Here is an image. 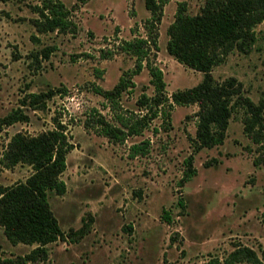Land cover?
<instances>
[{"label":"rangeland","instance_id":"374dc122","mask_svg":"<svg viewBox=\"0 0 264 264\" xmlns=\"http://www.w3.org/2000/svg\"><path fill=\"white\" fill-rule=\"evenodd\" d=\"M72 9L76 30L39 33L34 19L40 0H0V119L31 92L59 91L44 110H27L28 122L0 130L3 148L17 132L32 135L55 127L54 117L67 125L75 144L67 155L62 179L64 195L50 193L52 210L65 238L48 245L46 261L28 264H208L224 259L237 247L254 248L264 263V166H255L257 145L244 132V112L234 113L223 144L195 151L198 105L175 106L172 128L161 118L151 129L115 144L85 126L95 109L109 119L115 112L93 89H113L136 58L117 53L103 58L123 40L146 37L151 16L146 0H62ZM188 1L196 13L203 0H170L159 25V51L154 59L163 70L170 96L202 82V72L188 68L167 51L168 28L177 4ZM249 54L231 53L214 68L218 81L235 77L244 94L258 103L264 93V22ZM53 49L46 57L43 50ZM153 57V55H152ZM132 94L121 98L124 111L138 110L145 91L154 94L148 68L134 76ZM119 111V110H118ZM159 127V132L153 129ZM149 139L150 153L131 157L130 146ZM194 156L197 173L181 185L186 159ZM32 173L28 165H0V184L9 186ZM170 212V220L163 211ZM87 224L84 233L73 234ZM35 245H13L0 230V257L16 258ZM239 264V263H237Z\"/></svg>","mask_w":264,"mask_h":264},{"label":"trees","instance_id":"16d2710c","mask_svg":"<svg viewBox=\"0 0 264 264\" xmlns=\"http://www.w3.org/2000/svg\"><path fill=\"white\" fill-rule=\"evenodd\" d=\"M80 5L89 0H78ZM170 0H146L150 18L144 23L146 37H135L121 41L117 47L103 51V58H113L117 53H126L136 58L134 68L125 71L116 86L106 90L96 86L93 90L103 96L115 112L109 119L95 109L85 126L97 135L106 137L115 144H125L133 136L151 129L152 123L161 118L162 127L172 128L171 116L175 106L198 105L196 137L192 139L195 151L212 148L224 143L234 113L244 112V132L256 144L258 155L255 166H264V93L256 103L244 94L243 83L235 77L218 81L213 70L224 64L235 51L249 54L258 40L256 28L264 22V0H203L196 13H191L188 1L177 4L175 20L168 28V53L179 63L202 72L204 78L198 85L178 89L170 96L163 70L156 64L154 56L159 51V25L164 16V7ZM39 17L34 24L39 33H69L76 30L72 9L62 0H40L35 6ZM48 57L53 49L43 50ZM153 55V57H152ZM148 68L154 94L145 91L137 100L138 110H125L121 98L132 94L136 83L134 76ZM59 91L31 92L17 108L0 119V130L18 122H28L27 110H44L48 100ZM119 110V111H118ZM55 127L32 135L22 131L15 133L3 148L0 165L12 169L19 164L28 165L32 173L25 180L12 185L0 184V230L13 244L35 245L29 253L16 258L2 259L0 264H28L46 261L48 245L65 238L59 219L52 210L50 193L64 195L67 184L62 175L67 169V155L75 149L67 125L54 117ZM159 132V127L153 129ZM151 141L146 139L130 146L131 157L150 153ZM194 156L186 159L187 168L181 185L191 179L197 169ZM163 218L170 220V212L163 211ZM87 224L73 234L84 233ZM225 264H264L257 251L249 246H237L225 259ZM208 264H219L218 259Z\"/></svg>","mask_w":264,"mask_h":264}]
</instances>
